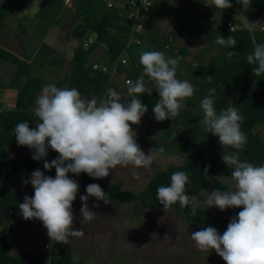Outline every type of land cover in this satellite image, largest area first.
<instances>
[{"label":"rangeland","instance_id":"obj_1","mask_svg":"<svg viewBox=\"0 0 264 264\" xmlns=\"http://www.w3.org/2000/svg\"><path fill=\"white\" fill-rule=\"evenodd\" d=\"M164 1L169 2L170 12L161 15V19L155 29L146 28L143 31L145 35L141 34V36L147 38L153 35L156 43L166 51L169 49L164 48L162 45L164 44L165 36L170 38L171 34L177 33L176 37L178 39L175 40L174 44L177 46L175 52H178V47L185 48L184 56L175 54L173 50L165 53L166 55L171 54L173 58H179L177 78L188 80L194 87L193 96L184 101V107L180 111L181 116L191 112L203 113L204 117L201 102L209 96V88L215 89V95L211 98L214 101L215 108L216 102L219 104V111L221 112L225 105L231 104L230 100H233L231 95L234 94L235 90H229L228 92H231V94L224 89L217 90L216 81L211 76L204 74L201 69H199L200 71L197 69L199 66H207L210 57L216 54L218 48L215 47L211 50L209 41L189 24L190 21H193L199 27L205 28L208 25L209 21L206 19L209 16H205L204 10L196 2L192 3L190 0ZM68 3L66 0H0V17L3 16V20H0V47L18 57H23L24 60L27 53H31L38 48L39 56L33 63H30V75L32 77L45 79L55 84L58 81H62L64 76L69 75L70 62L68 63V61L74 50L80 44L85 47V42L89 37L92 39L96 38L93 30L84 28L86 23L77 13L73 3L72 7L67 6ZM213 7L211 10L208 9L206 13L221 15L218 9ZM233 9L235 10H232L233 14L229 17L232 22L230 27L232 28L237 27L234 22L235 14L243 17L246 22L256 23L253 29H257L259 24L264 23V13L258 17L255 16L254 20L251 21L240 8L234 7ZM221 22L222 20L218 18L216 22H210V26L219 28ZM118 23L123 24L122 21H118ZM83 28L85 29V34L80 36L78 30ZM108 31L110 35H115L121 30L110 27ZM122 33L125 36L127 35L126 31H122ZM256 33L264 35V31ZM256 33L252 37L253 40H255ZM39 44L40 47L38 46ZM48 48H52L49 53L46 52ZM132 51L135 57H132L129 61L126 60L127 64L123 74L118 71L114 72L115 63H111L109 83L118 87L117 92L122 97L127 92V87L124 86V79L129 77L132 80L133 67L139 66L143 74V66L137 58L144 52V49L133 48ZM203 51H205L204 54H200ZM57 53L62 55L60 58L62 64ZM107 56L105 44L100 43L92 50L89 64H106ZM14 71V66L6 61H0V81H7L12 78ZM145 84L146 87L147 85H152L155 89L154 83L147 76H145ZM244 85V82L241 85H237L240 93H242L241 95H243ZM64 87L65 85L60 86V88ZM203 88H206V91ZM200 89L202 90L200 91ZM16 93L17 89L13 87L0 88V110L5 111L14 108ZM41 94L42 90L36 92V100ZM36 100L35 107H37ZM129 101L130 98H122V102L127 103ZM203 117L200 121L201 123H193L191 126H186L183 123V118L178 115L175 117L178 120L176 121L177 133L170 138L164 137L165 129L171 125L172 121L170 119L157 121L154 112L146 119L142 117L141 123L132 125V128L136 136L142 137L147 141V147L144 152L150 154L151 150H153L151 166L148 168H136L132 165L127 167L117 166L110 171L107 178L93 179L88 176L99 183L111 186L119 184L123 190L131 193L141 192L147 186L151 176L158 170L166 168L169 164L179 165L184 162L185 155L189 152L190 141H187L188 144L185 145L186 151L184 150V152L178 150L177 152H169V150L174 149L175 141L186 136L195 127L203 125ZM253 132L264 143V124H256ZM203 136L209 137V132H205ZM160 145L165 148L162 153L158 151ZM5 149L9 159L33 160L36 163L35 170L43 171L46 176L55 177V168H52L51 171L44 168L45 159L51 162L59 156V153L51 148L48 149V155L40 161L33 159V149L27 146H20L17 141L7 144ZM18 168L19 173L7 171L5 177L0 179V191L6 189L17 191L21 195L23 203L25 196L34 195L32 185L30 183L26 185L24 181L30 180L31 174L35 170L28 172L22 163L18 165ZM69 177L79 183L75 174L69 173ZM220 179L223 183L233 188L234 182L232 180L224 177H220ZM215 190L214 188H206L201 191L200 195L192 197L196 198L201 209L219 218H227L230 222L242 208H228L224 211L217 207L208 208V196ZM82 195H87V192L79 189L77 198L73 202V214L75 217L73 227L75 230H83L84 234L78 237H70L68 244H62L65 252L71 253L74 261L80 260L85 264H226L214 250L211 252L198 250L195 242L190 238L191 233L212 226L186 221L181 212H176L173 209H168L167 212L163 207L144 210L138 201L105 204L102 200H97L95 197H89L87 201L89 208L97 213L95 219L86 225H82L80 223L82 219V201L80 196ZM96 205L99 206L97 207ZM11 224L12 226L9 225L8 221L4 222L5 230L12 241L11 253L13 255H19L25 251L26 246L24 245L38 244V242L44 240L43 237L50 239L42 221L38 219L25 220L20 210L12 218ZM216 229L220 234L227 230Z\"/></svg>","mask_w":264,"mask_h":264},{"label":"clouds","instance_id":"obj_2","mask_svg":"<svg viewBox=\"0 0 264 264\" xmlns=\"http://www.w3.org/2000/svg\"><path fill=\"white\" fill-rule=\"evenodd\" d=\"M203 2L220 10L232 7L230 0H211L210 3L203 0ZM237 2L247 9L251 0H237ZM67 6L72 7V3ZM242 24L251 31L256 23ZM256 32L259 31L256 30L253 35ZM142 34L144 35V32ZM137 37L141 41L131 44L129 32L127 33L124 38L125 47L113 61L114 72L118 71L116 69L120 64L123 72H118L123 74L126 60L135 57L132 49L139 48L142 44V37ZM94 41L95 39L89 37L85 47L83 44L79 46L88 49ZM215 42L226 48H232L236 43L233 36L226 39L220 36ZM174 53L179 54L175 51ZM234 55L238 53L233 51L227 53L229 59ZM122 59L125 60V64L122 63ZM178 61L179 58L166 57L162 51L142 52L139 62L143 66V74L135 81L129 77L124 79V86L127 87L124 97L109 88L107 99L106 95L102 100H98L96 96L85 99L75 88H60L54 83L47 84L36 100L35 115L40 122L34 127H30L27 121L15 126L14 136L17 143L33 149V159L37 161L44 159L48 155L49 148L59 153V156L51 162L44 160L45 169L51 171L55 168V177L46 176L43 171L35 170L31 174V179L24 181L26 185L28 183L32 185L34 195L25 196L24 202L19 204L20 213L25 220L42 221L50 237V239L43 237L42 241L49 243L50 249L51 241L68 244L70 237L84 234L83 230H75L73 227L75 220L73 202L80 188L79 183L69 177V173L75 175L87 173L93 179H102L107 178L110 171L117 166L132 165L136 168L151 166L153 150L150 154H146L141 149L132 128V125H139L144 114L148 112V106L138 97L153 94L152 89L146 87L145 76H147L154 83L159 97L152 108L155 119L174 120L180 115L184 101L193 96L194 87L188 80L177 78ZM247 61L255 65L253 68L255 76L264 74V44L256 46L254 52L247 56ZM87 64L95 70L110 73L108 60L106 64L90 65L89 61ZM70 68H72L71 63ZM126 79L129 80L125 83ZM213 95L215 89L209 88V96L201 102L204 112L202 123L209 133L219 138V144L223 147L221 159L228 168L232 169L231 178L234 184L231 190L212 191L207 199L208 208L217 207L221 211L228 208H242V210L231 219L223 234L214 227H207L191 233L190 238L195 242L198 250L202 252L214 250L226 264H264V166L241 161L237 150L243 149L247 143V138L241 130L243 117L232 105L217 114L211 98ZM122 98H130V101L122 102ZM229 148L234 151H227ZM164 150L163 145L158 147L159 152L162 153ZM204 172L208 170L205 169ZM188 183V174L177 171L171 175L170 186L158 188L159 204L163 205L166 212L173 204L179 203L182 208L191 206L192 214L196 215L199 203L195 197L186 194ZM86 191L87 195L80 196L82 225L94 220L97 214L88 206L89 197L102 200L105 204L110 203L106 192L99 184H89ZM50 249L40 254L50 255Z\"/></svg>","mask_w":264,"mask_h":264},{"label":"trees","instance_id":"obj_3","mask_svg":"<svg viewBox=\"0 0 264 264\" xmlns=\"http://www.w3.org/2000/svg\"><path fill=\"white\" fill-rule=\"evenodd\" d=\"M105 1L106 0L72 1L73 5L76 7L77 13L86 23L84 28L93 30L96 34V38L88 49H83L81 46H78L74 50L71 58V71L68 76L66 75L67 77L64 76L62 81H58L56 86L60 87L65 85L64 88H75L85 99L96 96L98 100H102L104 95H106L105 98L107 99V90L109 88L115 91L118 89L116 85H111L109 83L110 76L107 72L95 70L87 64L92 50L100 43H104L107 49L108 68H111V63L121 54L125 47L124 38L126 36L122 31L128 33L129 28L118 23V21L120 22L119 15L115 11L112 12L113 9L107 8ZM190 2L193 3L194 0H190ZM230 2L232 3V7L228 8L230 12L235 10L233 9L234 7H237L240 8L247 17H249L252 12L256 13V17L264 13V0H251L249 8L247 9H245L241 3H238L237 0H230ZM170 10L171 8L168 1H161L158 6L153 7L150 13L147 14L149 18L145 22L147 28L155 29L161 14L170 12ZM228 16L229 14L227 13L225 19H227ZM0 20H3V16L0 17ZM236 22L237 27H234L233 31L227 26L226 20L222 21L219 28L210 26L209 21L208 25L205 27L206 29L199 27L193 23V21L189 22L194 30L198 31L209 41L211 50L215 47L218 48L216 54L210 57L209 64L207 66H199L197 69H201L204 74L211 76L212 79L216 81L217 90L224 89L227 92L229 90H235L234 94L231 95L233 100H230V105L235 106L239 114L243 117L241 130L247 138V143L244 148L237 150L238 154L241 161L249 162L256 166H264V143L253 132L256 124H264V74L255 76L253 73L255 65L249 64L247 61V56L254 52V48L264 44V35L256 33L257 36L255 35V40H253V30L249 31L239 20ZM259 26H264V23L262 22ZM110 27L121 30V33L118 32L115 35H110L108 31ZM84 28L78 30L80 36L85 34ZM141 34L138 36L142 37ZM175 35L176 34H172L173 40L176 38L173 37ZM152 36L150 35L147 37L148 41L156 44ZM220 36H223L225 39L229 36H233L236 41L234 47L226 48L216 44L215 41L217 37ZM166 42L171 43L165 40L164 44ZM164 44L162 45L165 46L166 49H175L172 44L168 47ZM205 51L200 54L203 55ZM229 51L236 52L238 55H234L229 59L227 56ZM178 52L184 56L185 49L182 47L178 48ZM0 61H6L15 68L12 78L7 81H0V88L13 87L17 89L14 108L5 111L0 110V179H2L5 177L7 171L16 174L19 173L18 165L20 163L25 165L28 172H32L36 169V163L33 160L9 159L5 146L17 141L14 136V128L18 123L27 121L30 127L36 125L39 121V118L35 115L36 92L53 82L34 76L32 77L30 75V64L2 47H0ZM117 70L122 73L123 67L119 64ZM132 72L133 81L142 75L139 66L133 67ZM243 82L245 85L243 87V95H241L242 93H240L237 85H241ZM147 87L152 89V96L144 94L138 97L148 106V112L143 116L145 119L151 115L153 112L152 108L159 99L156 90L151 86L147 85ZM203 89L206 91V88ZM201 90L202 89H200V91ZM228 93L231 94V92ZM215 106L217 114H219V104L216 102ZM228 106L229 105H225L223 110ZM179 116L183 118V123L186 126H191L193 123H201L200 121L203 117V113L187 112L183 115L184 117L181 116V114ZM171 121V125L165 129V138H170L177 133L176 121L178 120L174 118V120ZM204 127V125H199L188 132L186 136L174 142V149L169 150V152H177V150L184 152L186 148L185 145L188 144L187 141H190L188 146L189 152L185 155L184 162L179 165L169 164L166 168L158 170L151 176L147 186L139 193L125 191L119 184L111 186L96 182L92 180L87 173L76 175L79 180V188L80 190L86 191L89 184H99L106 192L109 202L122 203L138 201L144 210L163 207V205L159 204L157 190L161 186H170L171 175L177 171H184L189 176V183L186 185V194L189 196H198L201 191L206 188H214L221 191L231 190L232 187L223 183L220 179V177H224L232 180V169L228 168L221 159L223 147L219 144V138L214 134L209 133V137L207 138L203 136L205 132H208L206 127L205 129ZM136 140L144 151L147 147V141L139 136H136ZM227 151L231 152L234 150L229 148ZM205 169H207L208 172H204ZM20 203H22V197L17 191L13 189L0 191V264H85L80 260L74 261L71 253L65 252L62 243H57L55 241H51L50 255L40 254L32 250H25L19 255H13L11 253L12 241L5 230L4 222L8 221L9 225L12 226L11 220L16 212H18ZM169 209L181 212L186 221L219 229H227L230 223L227 218L222 219L216 215H211L200 207L196 209V215L192 214L191 206L182 208L179 203L173 204Z\"/></svg>","mask_w":264,"mask_h":264},{"label":"built area","instance_id":"obj_4","mask_svg":"<svg viewBox=\"0 0 264 264\" xmlns=\"http://www.w3.org/2000/svg\"><path fill=\"white\" fill-rule=\"evenodd\" d=\"M161 1H164V0H143V4H142V0H106L105 2H106V6L113 9L119 15L120 21H122L123 24L129 28L128 32H129L130 43L137 44L140 42L137 36L144 31L145 22L149 19L147 14L150 13L153 7L158 6L161 3ZM194 1L198 3L201 6V8L204 10L205 16L206 15L209 16L207 20H209L211 23L216 22V20L220 18L222 21L226 20L227 26L229 28H232L230 27L232 26V22L229 19V17L233 14V11L230 12L228 11V9H225V10L218 9L221 15L217 16L214 13L212 14L209 12L206 13L208 9L210 10L212 9V6L206 5L203 2V0H194ZM66 2H69L68 5H71L72 0H66ZM207 2L210 3V0H207ZM213 8L216 9L215 7ZM227 13L229 14V16L227 17V19H225V15ZM236 20H239L242 23L246 22L243 17L235 14V18H234L235 23H236ZM252 30L253 32H255L256 30L259 32L260 31L263 32L264 26H259L257 27V29H252ZM122 63L125 64L124 59H122ZM127 80L129 79H126L125 83ZM24 246H26L25 250H33L38 253H41V252H44L50 249V244L45 243L44 241L42 242L40 241L38 242V244L33 243L30 246L29 245H24Z\"/></svg>","mask_w":264,"mask_h":264},{"label":"crops","instance_id":"obj_5","mask_svg":"<svg viewBox=\"0 0 264 264\" xmlns=\"http://www.w3.org/2000/svg\"><path fill=\"white\" fill-rule=\"evenodd\" d=\"M163 15V14H162ZM160 19H161V16H160ZM160 19H159V21H160ZM158 21V22H159ZM156 27H157V25H156ZM177 36V33H176V35L175 36H173V37H176ZM153 38H154V40H155V37L153 36ZM144 39V40H143ZM178 38L176 37V38H174V40L172 39V34L170 35V38L168 37L167 38V36H165V39L164 40H167V41H169V42H171L172 43V45H174L175 44V40H177ZM142 44H141V46L139 47V49H144V51H153V50H162L164 53H167L168 52V50H163V48H161L157 43L155 44V43H152V42H150V41H148V39L147 38H142ZM146 41V42H145ZM156 41V40H155ZM167 43V42H166ZM165 43V44H166ZM171 43H167L166 45H171ZM40 44H43V43H40ZM40 44L38 45L39 47H40ZM164 44V45H165ZM173 47H177V46H173ZM5 48V47H4ZM164 48H165V46H164ZM178 48H181V47H178ZM183 48V47H182ZM185 49V48H184ZM52 50V48H48L47 49V53H49L50 51ZM175 51V49L173 50V52ZM57 54H59L58 56H59V61H60V63L62 64V61L60 60V58L62 57V55L60 54V53H57ZM176 54V53H175ZM171 55V54H170ZM166 55L165 54V56L166 57H172L173 58V56L171 55ZM39 56V54H38V48L37 49H35L33 52H31V53H27L26 54V58H25V61H27V63L28 64H30V63H33L34 62V60L37 58ZM41 56V55H40ZM140 57V56H139ZM139 57L137 58V60L139 61ZM20 58H22V59H24L23 57H20ZM71 58H72V56L70 57V59H69V61H68V63L70 62L71 63ZM37 62V61H36ZM59 63V64H60ZM67 63V64H68ZM60 64V65H61ZM69 65V64H68ZM31 66V65H30ZM58 66V65H57ZM41 67H42V65H41ZM70 70H71V68H69V72H70ZM152 86V85H151ZM153 87V86H152ZM154 88V87H153Z\"/></svg>","mask_w":264,"mask_h":264},{"label":"water","instance_id":"obj_6","mask_svg":"<svg viewBox=\"0 0 264 264\" xmlns=\"http://www.w3.org/2000/svg\"><path fill=\"white\" fill-rule=\"evenodd\" d=\"M255 16H256L255 12L250 13V16H249L250 20L253 21Z\"/></svg>","mask_w":264,"mask_h":264}]
</instances>
